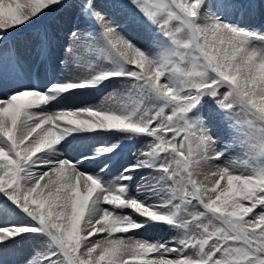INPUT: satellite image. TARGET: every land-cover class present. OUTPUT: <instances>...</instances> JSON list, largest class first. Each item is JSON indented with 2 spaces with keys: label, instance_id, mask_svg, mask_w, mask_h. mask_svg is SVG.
Segmentation results:
<instances>
[{
  "label": "snow or ice",
  "instance_id": "obj_1",
  "mask_svg": "<svg viewBox=\"0 0 264 264\" xmlns=\"http://www.w3.org/2000/svg\"><path fill=\"white\" fill-rule=\"evenodd\" d=\"M112 7L0 0V264L26 241L23 264H264V0ZM68 8L75 71L41 78L13 34Z\"/></svg>",
  "mask_w": 264,
  "mask_h": 264
},
{
  "label": "bare ground",
  "instance_id": "obj_2",
  "mask_svg": "<svg viewBox=\"0 0 264 264\" xmlns=\"http://www.w3.org/2000/svg\"><path fill=\"white\" fill-rule=\"evenodd\" d=\"M96 1L99 5L98 8L104 10L105 12H107V14L116 16L117 19L120 18L117 10L112 7L114 2H117V1H113V0L112 2L110 0H96ZM65 18L67 19V21L68 19H70L71 21L66 22ZM44 21H46L45 22L46 26H47V23L52 24L56 22L54 26H51V28L49 27L47 28L53 34L54 42H58L60 47L55 50L53 59L49 62L48 65H46L47 63H41L37 70V69H29L28 68V66L30 65L29 64L27 65V70L32 72L33 74H38L41 78H43L46 73L49 76H51L53 72L59 74L61 71V66L54 59L55 58L56 59L57 58L59 59L67 58L68 59L67 70L75 71V69L73 68L72 62H71V58L66 57V54L64 53L63 48L67 47L68 45L69 30H74L77 24H79L80 27L83 28V23L78 19V10L76 8L58 10L57 12L49 13L43 18V21L40 20V21H37L36 23L40 25V23ZM37 28L38 27L36 26L26 31L25 33H23V35H21L22 33L20 35H14L16 37L15 40H17V38H20V41L22 43H24L25 45H29L27 46V51L25 50L26 51L25 54L23 52H20V55H19L25 63H30L32 61L33 59V57L31 56L32 49H35L37 50V52H39L38 51V37H37V33H35V31H37ZM18 48H19L18 50L20 51V46ZM112 90H113L112 86H109L108 88L103 89L100 92L92 91V92L80 93L76 96L68 97L65 101L62 102V106H82L85 104H93V105L98 104L106 100L107 97L112 92ZM132 151H136V149H132L131 151H126L124 156H126L128 153ZM89 167H92V166L90 165ZM113 172H115V169L113 170ZM111 176H112V173H109L105 178L110 179ZM170 235L171 233H169L167 229L163 231L155 230V231H150L146 233L145 238L159 239L161 236L168 237ZM28 244L29 243L27 241L21 243L20 248L22 250H20V253H23V252L26 253L27 247L29 248ZM29 253L27 252L24 255V258H26V256ZM6 259L8 260L10 264H14L15 260L17 259V256L9 255Z\"/></svg>",
  "mask_w": 264,
  "mask_h": 264
},
{
  "label": "rangeland",
  "instance_id": "obj_3",
  "mask_svg": "<svg viewBox=\"0 0 264 264\" xmlns=\"http://www.w3.org/2000/svg\"><path fill=\"white\" fill-rule=\"evenodd\" d=\"M111 2H112V0H110ZM113 1H117V0H113ZM96 3H97V1H96ZM114 3H116V2H114ZM97 5H98V3H97ZM99 6V5H98ZM100 9V8H99ZM100 10H102V9H100ZM102 11H104V10H102ZM105 12V11H104ZM105 13H107V12H105ZM62 21H64V20H62ZM65 21L66 22H69V21H71L70 19H68V21H67V19L65 18ZM255 23L259 26L261 23H264V21H261L259 18H257L256 20H255ZM68 26V25H67ZM19 44L23 47V49H27V46L28 45H25L24 43H22V42H19ZM58 61H60V59H58ZM136 151H132V152H130V153H128L126 156H125V159L126 160H128L129 162H132V161H134V159H135V156H134V154L133 153H135ZM233 155L235 156L236 155V153H233ZM29 244V248L27 247V249H26V253L28 252H30L31 251V247H32V244H31V242H28ZM20 250H22L21 248H20ZM25 252H23V253H19L18 255H17V259L15 260V262H19V264H23V261H24V255L26 254ZM10 264V263H9Z\"/></svg>",
  "mask_w": 264,
  "mask_h": 264
}]
</instances>
